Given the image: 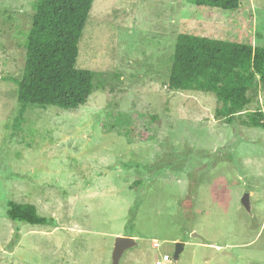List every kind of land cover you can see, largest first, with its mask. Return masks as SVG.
<instances>
[{
  "label": "rangeland",
  "instance_id": "obj_1",
  "mask_svg": "<svg viewBox=\"0 0 264 264\" xmlns=\"http://www.w3.org/2000/svg\"><path fill=\"white\" fill-rule=\"evenodd\" d=\"M35 1L0 0V264H111L117 236L138 242L119 264H264V127L250 125L264 86L230 122L214 93L167 87L180 33L264 46V0H93L76 59L88 101L20 115ZM9 200L50 221L11 220Z\"/></svg>",
  "mask_w": 264,
  "mask_h": 264
},
{
  "label": "trees",
  "instance_id": "obj_2",
  "mask_svg": "<svg viewBox=\"0 0 264 264\" xmlns=\"http://www.w3.org/2000/svg\"><path fill=\"white\" fill-rule=\"evenodd\" d=\"M196 6L235 10L240 0H188ZM93 0H36L31 27L25 42V64L17 80L20 115L27 105L76 108L92 92L94 73L77 67L78 42ZM260 82L264 86V46L215 39L192 33L178 34L168 73L172 90L212 92L222 103L218 116L229 122L247 102V91ZM250 118V125L264 127L262 111ZM113 131L123 137L128 133ZM131 142L129 139H127ZM7 216L13 221L46 224L32 203L7 202Z\"/></svg>",
  "mask_w": 264,
  "mask_h": 264
},
{
  "label": "water",
  "instance_id": "obj_3",
  "mask_svg": "<svg viewBox=\"0 0 264 264\" xmlns=\"http://www.w3.org/2000/svg\"><path fill=\"white\" fill-rule=\"evenodd\" d=\"M241 204L244 208L250 210L249 193H244L241 197ZM193 235H197L193 233ZM138 244L135 237L132 236H117L115 237L112 251H111V264H119L120 260L126 250L135 247ZM184 248V242H175V249L173 252V259H177L180 252Z\"/></svg>",
  "mask_w": 264,
  "mask_h": 264
},
{
  "label": "built area",
  "instance_id": "obj_4",
  "mask_svg": "<svg viewBox=\"0 0 264 264\" xmlns=\"http://www.w3.org/2000/svg\"><path fill=\"white\" fill-rule=\"evenodd\" d=\"M155 264H172V258L169 254H161L155 260Z\"/></svg>",
  "mask_w": 264,
  "mask_h": 264
}]
</instances>
